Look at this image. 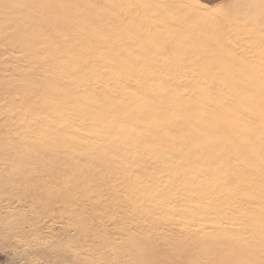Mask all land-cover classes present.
I'll return each instance as SVG.
<instances>
[{
    "label": "bare ground",
    "instance_id": "1",
    "mask_svg": "<svg viewBox=\"0 0 264 264\" xmlns=\"http://www.w3.org/2000/svg\"><path fill=\"white\" fill-rule=\"evenodd\" d=\"M3 9L19 35L8 38L48 79L24 75L13 86L23 96L0 110V171L44 160L33 173L65 174L55 186L37 179L54 195L36 191L32 173H0L8 180L0 184L31 186L33 196L22 190L18 201L37 206L40 194L49 206L56 192L72 199L87 173L125 175L140 188L125 194L131 209L162 199L163 216L149 226L166 232L130 243L138 259L264 264V0H228L217 10L194 0H1ZM7 126H15L13 142ZM80 188L88 205L105 199Z\"/></svg>",
    "mask_w": 264,
    "mask_h": 264
},
{
    "label": "rangeland",
    "instance_id": "2",
    "mask_svg": "<svg viewBox=\"0 0 264 264\" xmlns=\"http://www.w3.org/2000/svg\"><path fill=\"white\" fill-rule=\"evenodd\" d=\"M194 1L203 8L211 6V9L217 10L220 5H223L228 0ZM8 13L11 12L7 9L0 10V110L2 108L13 107L17 101L15 97L20 98L23 96L20 93L14 92L13 86L22 83L24 75L32 73L40 79V81L48 79V76H44V72L38 73L35 67L29 65L21 44L10 41L8 38L7 34H11L13 39L19 38L17 30L14 31L12 25H9L6 21V15H8ZM227 16L228 15L225 17ZM222 19L223 17L218 16L211 19L209 24L214 25ZM248 23L253 24L254 21H248ZM260 28V33H264V25ZM6 82H9V84L6 85ZM61 86H63V84H61ZM126 86L130 94L137 93L136 90L130 87V83ZM58 91H60V88L56 87L55 93ZM70 123L76 127L77 118L73 117ZM6 129L9 130L7 135V137H9V142L11 140L13 142L15 139V126L13 129L7 126ZM24 139L26 140L27 138H20L18 142H25L24 144L34 143L33 137H28L29 143ZM99 142L100 141H97V143ZM22 143L21 146H25ZM1 148L0 146V150ZM10 150H8V155L11 152ZM0 152H2V150ZM17 154L18 156L16 157V154L13 153L11 158H25L22 156V153L20 155L18 151ZM41 163L45 164L46 162L43 160L39 162L37 166L31 165L30 167L25 165L26 168L24 165H21L16 167V171H13L11 164L3 165L5 166L4 171H0V173H18L16 174L18 176L22 173H32L28 178H30L29 182L33 184L36 191L45 194L43 191L47 189L49 193L54 195V189L57 188L51 187L50 185L42 186V183L37 184V182L40 180V177H43L44 179L52 181L55 186L54 181H63L65 173H33L42 167L43 164L41 165ZM10 166L12 168H10ZM8 169L11 170L9 171ZM35 174L37 175L35 176ZM140 175L142 174H136L138 178L141 177ZM0 176V181L3 180L8 182L5 176ZM97 176L100 177V181ZM122 176L124 177L118 176L111 180H101L100 175L87 173L85 176L86 178L82 180L84 182H76V186L72 193V199L63 193L56 192V199L51 201L49 206L47 205L48 203L43 202L45 196L40 194L33 199L36 204L38 203L37 206L33 202H23V199L18 201L20 199H17V196L18 198L20 197V191L23 190L28 192V190L24 188L33 189L31 186H21L20 189L16 191L11 189L8 190L9 187L7 184H0L5 186V188L1 186L3 189L1 188L0 190V194H2L0 198L1 211L7 209L6 212H10L9 215H7V213L4 215V212H0V216H3L0 220V222L2 221V223H0V264H146L145 261L138 259L141 257V254L139 251H133L130 243L134 245V241L136 240L137 244L138 239L142 237H148L151 241L153 237L157 239L159 235L162 236L165 234L166 231L157 228L151 229L149 226L153 219L159 218L158 215L163 216V214L156 212L162 204V199H151L148 207H138L137 211H135L136 209H131L130 206H127L129 204H126L124 200L125 194L130 196V190H140V188H136L137 186L135 184L131 186L130 181L128 183L124 181L126 176ZM103 180L104 183H102ZM86 184L90 188L93 186L97 188L100 193L102 192L104 194L105 199L101 201L97 200L94 205H88L87 202L83 201L81 198V196H86L87 191H82V188H80L81 186L87 187ZM110 184H112L113 187H111ZM66 186H74V181H68ZM142 188H145V186L142 185ZM111 189L116 190L117 193L114 194L110 192ZM27 196L31 198L33 193L28 192ZM4 197H7L6 200L11 201L9 205H15L17 208L13 210L11 207L10 211L9 207L6 206L7 208H4L3 206L8 202ZM30 203L32 204L30 205ZM44 209L47 210L42 212V215L39 214ZM49 214L52 217H48ZM32 216L36 217L33 218ZM130 221L135 222V224L139 226L137 228L133 227L134 224H130ZM147 227L150 230L146 229ZM140 228L141 230L138 231ZM157 234L159 235L157 236Z\"/></svg>",
    "mask_w": 264,
    "mask_h": 264
}]
</instances>
